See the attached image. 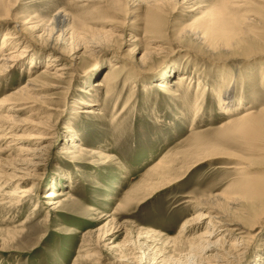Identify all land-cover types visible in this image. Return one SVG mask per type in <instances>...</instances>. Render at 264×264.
<instances>
[{
  "label": "rangeland",
  "instance_id": "374dc122",
  "mask_svg": "<svg viewBox=\"0 0 264 264\" xmlns=\"http://www.w3.org/2000/svg\"><path fill=\"white\" fill-rule=\"evenodd\" d=\"M16 22L28 51L0 78V101L48 66V45L66 51L52 69L75 67L42 90L54 109L0 106L17 135L43 116L56 128L24 179L0 165V264H264V211H238L254 228L226 262L199 243L200 219L183 230L208 211L200 200H264L242 189L264 182V124L236 127L264 118V0H0V48ZM226 27L251 38L229 44ZM18 144L0 137V164Z\"/></svg>",
  "mask_w": 264,
  "mask_h": 264
},
{
  "label": "bare ground",
  "instance_id": "6f19581e",
  "mask_svg": "<svg viewBox=\"0 0 264 264\" xmlns=\"http://www.w3.org/2000/svg\"><path fill=\"white\" fill-rule=\"evenodd\" d=\"M55 18L62 24H66L68 22V15L63 13L62 11H58L55 15ZM27 28L28 27L21 25V23L16 22L14 31H9L4 37L3 43L0 48L3 52V55L0 56V78L6 76L9 68L12 67L14 63L20 61L25 57V53L26 51H28V44L24 40V44L20 48H18L20 44V42L18 43V41H20L22 38L21 35H18V32L23 33ZM61 30L62 33L58 35L59 38L60 36H67L69 34V30ZM219 30V33L221 34L223 39H225L227 43L232 45L245 43L251 38V36L243 28H240L239 30L234 28L232 29V31L230 28L226 27L224 29L220 28ZM5 47H11V50L6 52V49H4ZM46 47L47 49L51 50V52H49V55H46L48 58H50L49 61H47L48 66H46V68L43 69L41 73L29 78L26 84H24L21 88L10 92L3 99H1L0 106L2 108L7 107V109H9L10 111L22 113L23 111L32 108L34 105L41 104V106L47 107L48 109H54L50 106V97L42 95V90L49 87H61L60 83L69 75L70 70L75 67V62L71 60V62L58 64L55 68L52 69V67L55 65V62L53 63V61L64 60L63 57L66 56V51L61 50L55 45H48ZM34 63L38 64V62ZM34 63L32 64V66L34 65L35 67ZM116 67L118 68L119 65H117ZM99 85H102V83H100ZM229 95L227 98H230ZM80 102L86 103L85 101ZM94 113L102 114L100 111H95ZM251 116L252 112L246 113L244 115L245 118L240 119L238 122V124H240L236 127L243 131H250V129H254L253 127H255V125H252L253 123H258L260 125L264 124V118H261L260 120H257V122H255L256 117L254 116L255 118L253 120V116ZM31 124L32 131L30 133L17 135L15 133V121L12 119V116H0V131L4 133V135H0V137L9 139L11 144L17 141L20 142V144L17 145L16 158L7 161V165H0L13 169L15 171L14 177L19 180L24 179V176H20L19 174H26L27 170H30V168L36 169L37 167H39V165H41L42 161H44L45 152L47 151V148L50 145V140L53 139L55 134L54 132L56 130V128L49 123L48 116H43L40 120L31 122ZM71 147L74 149V151L77 152L85 149L82 144L76 141L71 143ZM5 150L7 151L8 148H5ZM101 155L106 156L107 154L104 152L101 153ZM249 166L250 165L241 164L240 166H238V169L241 171H245L249 168ZM241 183H243V181ZM242 189L246 192L264 195V182L251 180L243 183ZM30 192V189H23L21 191V193L23 194H27ZM20 194L17 197L25 196ZM50 196L52 197L53 194H51ZM261 199L262 197L257 201L256 199L247 201L249 203L244 206L245 209L241 208L242 206L240 207L239 204H233L232 207L225 208V206L219 201V199H213L212 202H207V200H200L199 206L203 209H207L208 211L202 212V214L194 219L193 222L188 221V223L184 225L183 230H188L187 228L191 226V224H197L200 219L202 223L206 224V229L200 232L196 237L200 239L199 243H207L208 246L211 247L220 245L221 248H219L218 251V257L220 258L219 260H221L222 262H226L233 255H236L238 257L240 253L245 250V244L248 241L247 238L251 236L250 233L254 228V225L244 224L242 220L243 215L239 216L238 211L243 210L244 213L246 212V210H249L250 213L252 212V216L256 217L257 214L264 211V200L261 201ZM236 235H239L240 238H235ZM214 238H217V241L213 242ZM196 245L197 244L195 242H192L193 247H196ZM203 248H205L204 245Z\"/></svg>",
  "mask_w": 264,
  "mask_h": 264
}]
</instances>
